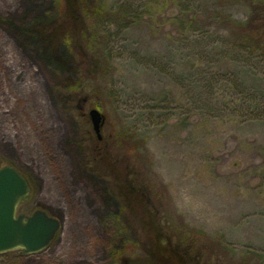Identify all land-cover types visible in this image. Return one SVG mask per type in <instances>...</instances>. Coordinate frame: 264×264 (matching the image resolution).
<instances>
[{"label": "rangeland", "instance_id": "rangeland-1", "mask_svg": "<svg viewBox=\"0 0 264 264\" xmlns=\"http://www.w3.org/2000/svg\"><path fill=\"white\" fill-rule=\"evenodd\" d=\"M86 2L0 0V160L31 185L18 213L61 223L45 249L0 264H167L161 248L177 264H264V116L239 101L264 96V64L230 55L221 25L264 22V0ZM93 7L101 17L83 22ZM91 109L112 160L129 153L148 206L162 201L176 226L159 248L143 194L128 191L126 209L125 188L91 161Z\"/></svg>", "mask_w": 264, "mask_h": 264}, {"label": "trees", "instance_id": "trees-1", "mask_svg": "<svg viewBox=\"0 0 264 264\" xmlns=\"http://www.w3.org/2000/svg\"><path fill=\"white\" fill-rule=\"evenodd\" d=\"M79 3H83L84 5L88 4L86 0H79L78 3H77V0H65V4L68 5V7H66L65 9L68 11V9L72 6V12H75V8L78 9ZM89 9H90L89 15L91 17L89 15H87V17L83 16V18H81L83 22H89L91 18L93 20L96 17H101V13L99 12V9H97L96 7L89 8ZM129 9H130L129 7L122 6L120 7L119 11L126 16L130 12ZM79 12L82 13L83 8H81ZM68 17L69 15L67 13L64 14L62 11V15L58 16V19L56 22H66ZM74 17H76V14L74 15ZM73 20L76 21V18H73ZM99 21L106 22L107 20H100V19L96 20V22H99ZM226 24L227 23L224 24V22L221 24L223 26L222 30L225 29L227 31L226 36H228V38L232 37V39L230 40H228V38L226 40L224 39L225 42L223 44L224 46L222 47L226 51H228L230 55L237 57L239 61L240 60L243 61L244 64L249 65L250 67L255 66L257 59H261L260 61L263 62L264 64V22H257L254 26L247 25L243 27L244 29L242 31H238L236 33H233L232 30H230L228 24L227 25ZM81 31H82V34L84 33V35L89 34L88 27H86L85 29H81ZM83 44H81L82 46L81 51H83V47L84 49H86V51H88L89 45L86 44L83 46ZM261 62H260V65L263 67V64ZM205 82L208 85L212 84L211 81H208V80H206ZM199 85L201 88H204V89L207 88L206 85L200 82H199ZM199 92H203V91L200 90ZM241 97L242 98H240L241 100L239 101H240V106H242V108H246L248 111H252V113L255 114L257 117L264 116V96H259V97L253 96V98L250 99V97L245 96L244 94ZM94 143L95 144L92 147L94 152L92 153L91 161L93 160L94 163L98 162L101 164V166L103 167L102 168L103 174L108 179V181L113 180L116 182V185L121 183L122 184L121 186L123 187V189L125 188V192L122 193V191H120V189L118 188L119 187L118 185L117 188H118L119 194H116L117 197H122V194L123 196L127 195L126 198H123L125 200V204L127 205L125 206V208L129 209L131 207V204H127V203H130L129 202L130 196L128 194V191L130 193H133L134 191H136V193H138L137 194L138 198L143 194V196H141L142 200L140 202V207H141L140 222L142 225V229L145 230V227L149 226L154 231L155 236L158 238H161L160 239L161 241L156 245V248L160 247L159 244L164 245L165 243L164 240L169 239L170 241V238H171L170 236L172 234L168 238L167 236L168 234L166 233V230L164 227L165 226L171 227V231L175 232V230H173L174 229L173 227H176V226H174V223H172V220H169L168 213L166 212L164 208L165 206L163 205L162 201L154 200L156 206L154 207L148 206L147 194L152 192V187H151L152 185L149 183L146 175H144L142 171L138 170V167L136 169L135 165L133 164L134 162L132 161V158L130 157V155H128L129 153L126 155H121L122 158L118 160L117 158L119 157L118 156L119 154L117 153L113 154L115 156H113L114 159L112 160L111 154L107 153L106 151L107 147L104 146V142H102V140L99 141L97 139L96 142ZM116 161H118V163L120 162L121 164H123L124 167L121 165V168H120L119 166L120 164L118 165ZM140 175L142 179L139 178ZM143 189H145L146 191L145 193H143L144 192ZM139 194L140 196H138ZM144 223L146 224V226H144ZM13 251H18V250H13ZM158 251L162 255H166V254L169 255V256L168 255L166 256L167 264H169V262H171V264H177L176 258H178V254L174 252L175 250H171V248H168V249L166 248L162 250L161 248V250H158ZM19 252H22V251L19 250ZM172 254H173V258L170 257L172 256ZM180 255L181 254L179 253V257ZM196 255H201V254L196 253ZM197 257H199V261H201V257L200 256H197ZM189 263L194 264V262H189ZM195 264H198V262H195Z\"/></svg>", "mask_w": 264, "mask_h": 264}, {"label": "water", "instance_id": "water-1", "mask_svg": "<svg viewBox=\"0 0 264 264\" xmlns=\"http://www.w3.org/2000/svg\"><path fill=\"white\" fill-rule=\"evenodd\" d=\"M93 131L101 139L103 115L96 109L88 112ZM30 184L26 177L0 160V254L21 250L24 254L45 249L60 228V220L44 210L31 214L18 213L19 206L29 199Z\"/></svg>", "mask_w": 264, "mask_h": 264}, {"label": "flooded vegetation", "instance_id": "flooded-vegetation-1", "mask_svg": "<svg viewBox=\"0 0 264 264\" xmlns=\"http://www.w3.org/2000/svg\"><path fill=\"white\" fill-rule=\"evenodd\" d=\"M99 141H101L102 140V138L101 139H98ZM93 150V149H92ZM30 188H31V185H30ZM30 194H31V192H30ZM29 198H30V196H29ZM26 202V201H25ZM23 204V203H22ZM21 206V205H20ZM19 206V207H20ZM46 212V211H45Z\"/></svg>", "mask_w": 264, "mask_h": 264}]
</instances>
